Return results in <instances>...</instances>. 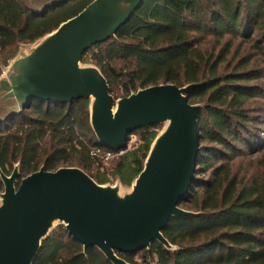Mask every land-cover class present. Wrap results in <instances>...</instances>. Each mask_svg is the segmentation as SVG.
<instances>
[{"label":"trees","instance_id":"obj_1","mask_svg":"<svg viewBox=\"0 0 264 264\" xmlns=\"http://www.w3.org/2000/svg\"><path fill=\"white\" fill-rule=\"evenodd\" d=\"M93 1L70 0L38 13L26 0H0V77L23 46ZM82 64L102 72L115 99L171 84L190 87V104L201 106L196 179L180 204L195 216L174 218L164 230L175 250L155 242L150 250L118 256L130 264H264V0H144L116 37L90 49ZM158 127L138 130L136 145L120 155L99 144L90 101H34L0 124V171L10 176L19 165L21 183L42 168H79L99 185L114 179L132 187ZM102 154H113L111 171H103ZM34 264L112 263L97 248L85 253L60 225Z\"/></svg>","mask_w":264,"mask_h":264},{"label":"water","instance_id":"obj_2","mask_svg":"<svg viewBox=\"0 0 264 264\" xmlns=\"http://www.w3.org/2000/svg\"><path fill=\"white\" fill-rule=\"evenodd\" d=\"M70 0H27L35 12ZM144 0H95L79 15L20 53L0 77V124L22 114L34 101L71 105L90 101V124L101 146L113 153L129 150L141 129L164 126L144 170L122 194L118 186L99 185L79 168L20 179L0 171V264H34L43 242L62 225L84 247L97 248L112 264H130L117 253L137 254L158 242L175 248L163 232L174 218L192 217L180 208L196 179L201 137L190 87L160 85L115 99L102 72L83 65L84 55L114 39Z\"/></svg>","mask_w":264,"mask_h":264},{"label":"rangeland","instance_id":"obj_3","mask_svg":"<svg viewBox=\"0 0 264 264\" xmlns=\"http://www.w3.org/2000/svg\"><path fill=\"white\" fill-rule=\"evenodd\" d=\"M36 1L38 2L39 0H36ZM26 3L28 4L27 0H26ZM22 51H20V53H22ZM163 129H164V126L158 127L159 134H161ZM138 140H139V135L136 133L131 138V142L129 143V149H131L134 145H136ZM113 158H114V156H111L109 158L107 155H104V154L101 155V158H100V162L101 163L100 164L103 165V171H105V172L106 171H111V169L113 168L112 165H111V162H112L111 160H113ZM108 185L109 186H118L120 188V191H121L122 194L130 192L131 188H132V187H125L119 181H116L114 179H112L111 182L109 184H107L106 186H108ZM57 227H56V229H57ZM135 260L141 263L140 256H136Z\"/></svg>","mask_w":264,"mask_h":264},{"label":"built area","instance_id":"obj_4","mask_svg":"<svg viewBox=\"0 0 264 264\" xmlns=\"http://www.w3.org/2000/svg\"><path fill=\"white\" fill-rule=\"evenodd\" d=\"M99 153H100V150L97 151V154H99ZM121 154H124V153H120V155ZM107 156L110 158L111 156H113V154H107Z\"/></svg>","mask_w":264,"mask_h":264},{"label":"crops","instance_id":"obj_5","mask_svg":"<svg viewBox=\"0 0 264 264\" xmlns=\"http://www.w3.org/2000/svg\"><path fill=\"white\" fill-rule=\"evenodd\" d=\"M43 0H39L38 2L35 0L37 4H41Z\"/></svg>","mask_w":264,"mask_h":264}]
</instances>
